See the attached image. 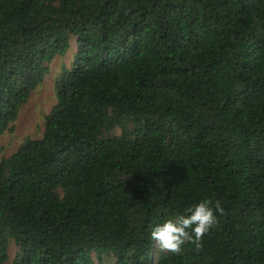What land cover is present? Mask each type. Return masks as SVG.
<instances>
[{"label": "trees", "instance_id": "trees-1", "mask_svg": "<svg viewBox=\"0 0 264 264\" xmlns=\"http://www.w3.org/2000/svg\"><path fill=\"white\" fill-rule=\"evenodd\" d=\"M72 36L41 136L0 161V264L10 238L12 264H152L151 226L202 198L201 247L154 264H264V0H0V134Z\"/></svg>", "mask_w": 264, "mask_h": 264}, {"label": "rangeland", "instance_id": "rangeland-1", "mask_svg": "<svg viewBox=\"0 0 264 264\" xmlns=\"http://www.w3.org/2000/svg\"><path fill=\"white\" fill-rule=\"evenodd\" d=\"M75 38L69 37V47L63 55H55L51 60L45 62L47 71L42 81L30 92L26 101L18 109L12 126L0 134V161L11 155L17 148L27 140L39 138L43 132L44 122L47 114L56 101L55 82L63 68L69 69L73 54L76 50ZM126 130L131 134L132 127L127 124ZM122 133L120 127L114 125L103 131L102 136L116 137ZM61 194V190L57 189ZM18 247L10 238L6 245V258L1 264H12ZM163 252L153 241L150 252L151 263L154 264ZM94 264H113L115 258L107 252L92 253Z\"/></svg>", "mask_w": 264, "mask_h": 264}, {"label": "clouds", "instance_id": "clouds-1", "mask_svg": "<svg viewBox=\"0 0 264 264\" xmlns=\"http://www.w3.org/2000/svg\"><path fill=\"white\" fill-rule=\"evenodd\" d=\"M222 212L219 200L202 198L185 209V214H174L153 224L150 237L161 250L172 254L180 253L185 242L200 248L202 238L217 222L216 213Z\"/></svg>", "mask_w": 264, "mask_h": 264}]
</instances>
